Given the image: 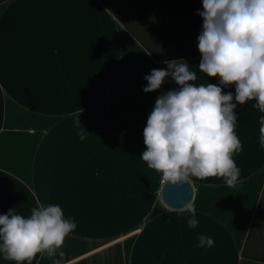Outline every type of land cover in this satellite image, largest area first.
I'll use <instances>...</instances> for the list:
<instances>
[{
	"label": "crops",
	"instance_id": "crops-1",
	"mask_svg": "<svg viewBox=\"0 0 264 264\" xmlns=\"http://www.w3.org/2000/svg\"><path fill=\"white\" fill-rule=\"evenodd\" d=\"M149 9L150 0L0 3V214L27 217L37 201L61 206L77 225L56 257L62 264H264L241 256L264 186L255 101L234 109L237 183L187 181L196 228L164 201L168 181L140 158L157 97L178 88L169 76L146 93V75L183 59L197 72L192 83L220 86L199 71L200 52L179 51L182 32L157 28ZM222 90L235 94L234 85ZM200 235L214 246L198 247ZM0 264L14 262L0 255Z\"/></svg>",
	"mask_w": 264,
	"mask_h": 264
},
{
	"label": "clouds",
	"instance_id": "clouds-1",
	"mask_svg": "<svg viewBox=\"0 0 264 264\" xmlns=\"http://www.w3.org/2000/svg\"><path fill=\"white\" fill-rule=\"evenodd\" d=\"M202 8L198 68L218 78L220 86L192 83L197 72L183 59L165 61L166 69L146 75V93L158 90L169 76L178 88L157 97L143 130L146 150L140 158L173 184L222 178L234 186L240 173L234 156L242 150L234 109L255 101L253 106L264 113V0H202ZM232 85L234 95L223 92L222 86ZM258 122L264 149V115ZM179 211L190 213L189 228L198 226L194 203H184ZM76 227L58 204L37 201L27 217L10 209L0 214V255L14 264H32L37 255L62 264L56 257L64 256L59 250ZM198 240V247L214 246L211 237L200 235Z\"/></svg>",
	"mask_w": 264,
	"mask_h": 264
},
{
	"label": "rangeland",
	"instance_id": "rangeland-1",
	"mask_svg": "<svg viewBox=\"0 0 264 264\" xmlns=\"http://www.w3.org/2000/svg\"><path fill=\"white\" fill-rule=\"evenodd\" d=\"M202 0H150L148 16L157 28H171L177 36L182 32L179 51L199 52L198 36L202 31ZM174 44V42H173Z\"/></svg>",
	"mask_w": 264,
	"mask_h": 264
},
{
	"label": "trees",
	"instance_id": "trees-1",
	"mask_svg": "<svg viewBox=\"0 0 264 264\" xmlns=\"http://www.w3.org/2000/svg\"><path fill=\"white\" fill-rule=\"evenodd\" d=\"M5 0H0V3ZM243 258L264 263V186L242 247Z\"/></svg>",
	"mask_w": 264,
	"mask_h": 264
},
{
	"label": "water",
	"instance_id": "water-1",
	"mask_svg": "<svg viewBox=\"0 0 264 264\" xmlns=\"http://www.w3.org/2000/svg\"><path fill=\"white\" fill-rule=\"evenodd\" d=\"M162 196L168 205L182 207L184 203L189 202L191 199V186L188 182L173 184L168 181L163 188Z\"/></svg>",
	"mask_w": 264,
	"mask_h": 264
}]
</instances>
